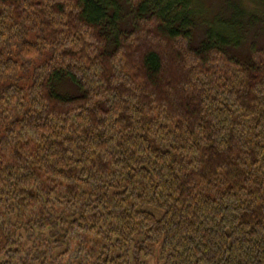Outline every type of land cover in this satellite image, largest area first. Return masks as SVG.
<instances>
[{
  "label": "trees",
  "instance_id": "obj_1",
  "mask_svg": "<svg viewBox=\"0 0 264 264\" xmlns=\"http://www.w3.org/2000/svg\"><path fill=\"white\" fill-rule=\"evenodd\" d=\"M264 0H0V264H264Z\"/></svg>",
  "mask_w": 264,
  "mask_h": 264
},
{
  "label": "rangeland",
  "instance_id": "obj_2",
  "mask_svg": "<svg viewBox=\"0 0 264 264\" xmlns=\"http://www.w3.org/2000/svg\"><path fill=\"white\" fill-rule=\"evenodd\" d=\"M204 3L208 4L209 7H211V9H213L214 7H216L221 0H203ZM258 33H254L253 34V41L256 42L257 45H263L264 44V27L262 28V25L259 24L257 26Z\"/></svg>",
  "mask_w": 264,
  "mask_h": 264
}]
</instances>
